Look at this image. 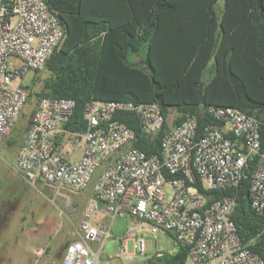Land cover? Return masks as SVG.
Listing matches in <instances>:
<instances>
[{
  "label": "built area",
  "instance_id": "2783aa9c",
  "mask_svg": "<svg viewBox=\"0 0 264 264\" xmlns=\"http://www.w3.org/2000/svg\"><path fill=\"white\" fill-rule=\"evenodd\" d=\"M64 35L44 0H0V142L17 125L29 99L19 80L27 72L43 71ZM74 107L70 99L41 98L16 154L15 171L22 180L54 195L82 192L101 169L79 237L66 245L60 264H100L91 244L101 246L109 236L107 225L93 223L101 209L110 220L130 217L136 229L143 222L170 233L176 249L187 248L186 264H264L237 235L232 220L236 201H209L197 186L199 182L206 191L236 187L247 159L258 155L249 199L255 213L264 211V150L261 124L254 116L210 106L215 122L200 136L195 117L187 116L164 134L160 156H146L133 146L135 132L115 116L133 113L141 130L153 136L164 124L159 105L91 100L83 110L82 153L71 161L57 152L55 136ZM138 245L143 253V239Z\"/></svg>",
  "mask_w": 264,
  "mask_h": 264
},
{
  "label": "trees",
  "instance_id": "16d2710c",
  "mask_svg": "<svg viewBox=\"0 0 264 264\" xmlns=\"http://www.w3.org/2000/svg\"><path fill=\"white\" fill-rule=\"evenodd\" d=\"M217 1L44 0L65 35L47 61L49 77L35 96L75 102L62 124L71 133L84 131L83 110L91 100L157 103L164 124L153 136L141 130L133 113L115 116L135 132L133 146L146 156H160L172 112L174 126L194 116L200 136L215 122L208 107L235 108L260 122L263 151L264 0H223L219 13ZM144 45L143 64H137L134 57ZM33 96L29 92L27 103ZM30 119L25 128H13L15 137L8 145L20 147ZM258 163V155L247 159L236 187L206 191L199 182L197 186L209 201H236L232 220L237 235L264 262V211L255 213L249 199ZM8 221L7 215L0 218V236ZM158 258L164 264H186L187 248L179 246L174 254Z\"/></svg>",
  "mask_w": 264,
  "mask_h": 264
},
{
  "label": "rangeland",
  "instance_id": "374dc122",
  "mask_svg": "<svg viewBox=\"0 0 264 264\" xmlns=\"http://www.w3.org/2000/svg\"><path fill=\"white\" fill-rule=\"evenodd\" d=\"M222 6L223 0H218V13ZM145 52L144 45L139 55L144 57ZM31 77L32 73L27 72L19 80L21 84L30 82L25 86L29 87L28 91L34 96L25 105L16 128H25L28 125V118L39 101L35 94L43 90L44 81L49 74L44 69L34 73L32 79ZM175 117L173 112L169 116V122ZM26 132L27 129L24 138ZM14 134L11 132L0 142V218L3 215L9 218L0 236V264H40L43 256L47 255V245L56 248V252H50V256L56 258L69 243V207H66V204L61 206L57 199L50 196L49 192L41 191L40 187L27 186L16 178L19 176L15 171L19 146H10L7 143L10 138L15 137ZM104 224L107 225L108 238L101 246L91 244L92 250L98 253L100 264H164L158 255H172L176 251V245L170 235L156 231L143 222H139L136 229L135 222L130 217L115 220L107 218ZM78 237L79 231L74 239ZM140 239H143V253L139 250ZM122 247H125V253L121 251ZM45 264L53 263L51 261Z\"/></svg>",
  "mask_w": 264,
  "mask_h": 264
},
{
  "label": "crops",
  "instance_id": "0c3cea01",
  "mask_svg": "<svg viewBox=\"0 0 264 264\" xmlns=\"http://www.w3.org/2000/svg\"><path fill=\"white\" fill-rule=\"evenodd\" d=\"M69 2H70V0H69ZM134 61L137 64H143L142 57L140 55L135 56ZM30 73H32V77H31V79H32L34 77V73L33 72H30ZM208 77H209V73H206L205 74V80ZM29 84H30V82L28 84L23 83L21 85L24 87H27L25 85H29ZM27 88H29V87H27ZM173 120L171 122H169V118H168V123H169L170 128L174 127ZM79 134L80 133L66 132L63 130V128H61V132L55 136V145H56L57 152L60 153L67 160H71V161L77 160L82 153L83 139ZM100 172H101V169L95 174V176H93L92 181L80 193L63 192L59 195H54L50 191H48L47 189H45L41 186V191L44 190V191H46V193L49 192L50 193L49 195L52 196L53 198L57 199L60 202L61 206L66 204V207H69V228L67 229V234L71 238L68 241L69 243L72 242L74 237L77 236V231H78L79 223L83 217L84 208L87 204V201L92 196L93 186H94V183H95L96 179L98 178V175ZM16 178L18 180L22 181L23 183H25L20 176H16ZM106 219L107 218L105 217V215L101 209L96 214V216L94 217L93 223L95 225L99 226L101 224H104V220H106ZM66 245L64 246V250H65ZM45 250L47 251V255L43 256V258L40 261V264H45V263L51 262V261L53 264H60L61 263L64 250L62 251V253H60V256H58L56 258H53L50 256V255H52V254H50V252L51 253L56 252V248L53 249V247L50 248L47 245Z\"/></svg>",
  "mask_w": 264,
  "mask_h": 264
}]
</instances>
